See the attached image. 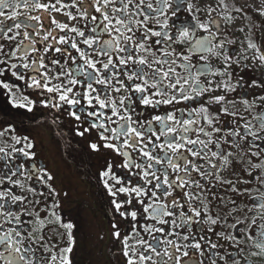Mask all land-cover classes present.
I'll use <instances>...</instances> for the list:
<instances>
[{"label": "flooded vegetation", "instance_id": "1", "mask_svg": "<svg viewBox=\"0 0 264 264\" xmlns=\"http://www.w3.org/2000/svg\"><path fill=\"white\" fill-rule=\"evenodd\" d=\"M17 3L20 7L15 10L0 9L4 17H19L16 21L0 17L4 21L0 27L5 28L0 33V195L9 197L0 201V212L4 214L0 216V222H4L0 233L4 239L15 241L12 248L20 249L15 256L24 257L13 264H62L65 258L70 264H129L130 260L161 264L154 248L157 240L167 241L157 245L161 251L172 252L178 247L174 254L187 253L180 264H264V250L257 247L258 235L264 232V128L259 124L264 118V60L260 59L264 57V4L255 8L247 2L245 10L235 0H132L130 8L136 12V24H142L148 35L129 33L136 44L128 47L135 53L143 42L144 51L138 58L145 59L151 68L168 72L169 88L164 89L168 97L186 99L181 91L185 85L191 95L208 90L187 103L146 108L132 91V86L143 84L139 66L130 63L124 68L117 60V56L124 59V53L101 57L95 47L88 48L82 42L96 38L84 17L101 18L92 0H84L83 4L77 0H38L39 5L49 7V13L34 11L35 0ZM52 4L56 10L50 7ZM65 12L69 15H63ZM33 16L39 18V24L27 19ZM53 20L85 36L61 32ZM29 24L34 27H27ZM152 32L160 35L151 36ZM113 35L119 33L113 31ZM60 39L68 40V44H58ZM100 39L111 37L105 34ZM200 42H204L203 48ZM80 53L85 59L79 58ZM109 59L118 69H110L112 79L103 72ZM155 60L169 61L170 66L157 65ZM89 61L96 65L98 79L116 91L106 97L105 85L76 75L78 68L92 73L87 67ZM150 71L145 70V79H149ZM131 75L138 78L130 85L127 76ZM89 87L95 89L92 97L98 96L105 108H100L96 99L88 105ZM121 89H127V95ZM153 91L150 89L146 97L167 99L154 97ZM63 96L68 100H62ZM218 99L223 103H214ZM120 100L125 103L120 104ZM108 101L115 103V112ZM116 112L121 117L131 116L129 130L134 128L145 138L119 135L125 120L119 119ZM173 115L178 123H170L169 127L177 136L180 128L191 124L195 131L187 133L188 139L207 142L209 156L227 158L223 171L217 173L210 167L212 163L222 165L223 160L190 159L189 163L199 169L190 177L182 161L178 173L147 161L143 152L154 159L162 158L164 153L158 147L152 149L166 143L161 126L149 122ZM93 124H104L109 131L93 128ZM149 126L161 137L159 141L155 135L145 134ZM249 128L254 136L246 135ZM205 131L207 137L202 135ZM149 140L153 143L148 144ZM126 143L129 147L122 148ZM169 153L174 162L176 156L186 155ZM164 171L169 184L187 179L184 190L178 183L167 189L158 187L165 179L161 174ZM144 172L149 176L144 177ZM141 192L144 195H139ZM11 198L17 202L12 203ZM21 200L23 203H19ZM117 204L122 205L119 211ZM154 205H164L171 213L159 218L163 224L148 219ZM193 212L201 215L194 217ZM13 216L19 220L7 223ZM184 220L193 221L190 230ZM210 220L217 223L210 225ZM69 224L70 235L66 228ZM117 232L119 239L115 238ZM191 244L201 247L196 251L189 247ZM69 246L73 250L65 257L64 250ZM0 252L5 257L13 256L6 245H0ZM141 256L143 261L139 260ZM0 264L6 261L0 260Z\"/></svg>", "mask_w": 264, "mask_h": 264}, {"label": "snow or ice", "instance_id": "2", "mask_svg": "<svg viewBox=\"0 0 264 264\" xmlns=\"http://www.w3.org/2000/svg\"><path fill=\"white\" fill-rule=\"evenodd\" d=\"M78 3L83 4L84 0H77ZM165 2H167V0H165ZM36 6L34 8V11H43L44 13H49V7H45V6H41L38 3V0H35ZM57 3H59V0H57ZM132 3V0H92V4L96 5L94 8V11L96 13L100 14V19L97 20L96 16H85L84 19L85 20H89V23L91 25V32L96 34V38L95 39H88V40H82L83 43L87 44L88 48H93L95 47L96 49V54L98 56L101 57H112L116 54L119 53H124L125 54V58L124 59H119V57L117 56V60L118 63L123 66L124 68H127L129 66V64H136L138 65V74H139V78L143 81V84L139 87L137 86H132V91L137 93V99H139L141 105L143 107H153L156 108L158 106L161 105H170L172 103L175 104H181V103H187L189 101L195 100L197 99L201 92H206L208 90L206 89H201L200 91H197L195 93V95H191L189 94L188 91H186L185 89H187V85H185L181 91L184 92V95L186 96V99H177L175 95L168 97L167 92L164 91V89L169 88V85L166 83V81L168 80V72L164 71H158L155 68H151V65L142 58H138L139 57V52H143L144 51V44L143 42H141L138 45V51L137 52H133V49L131 47H128V45L131 44H136V41L132 39V36L129 35V33L135 34L136 32H140L143 35H148L146 29H144V26L142 24H140L139 26H137L136 21H135V16H136V12L133 11L130 8V4ZM112 5H116L115 7H112ZM20 5L17 3V0H0V9H9L11 8L12 10H15L16 8H19ZM50 7L53 10H56V5L52 4L50 5ZM63 7V5H61V8ZM71 7L75 8L76 5L72 4ZM152 11H155V9H153ZM63 15L67 16L69 15L68 13H63ZM0 17H4V13L2 11H0ZM119 17V18H117ZM72 19H76V17H71ZM19 17L15 16V15H9L7 17H4V20H13L16 21L18 20ZM27 19L29 20H35L37 24H39V18L38 17H27ZM115 20V23H112V21ZM4 21L0 20V24H2ZM52 23L56 24V28L59 29V31L61 32H73L76 33L77 36L83 38L85 36L84 32H77L76 28H66L64 27L62 24L57 23L55 20L52 21ZM27 27H34V25L29 24L27 25ZM164 27H167V25H164ZM205 31H207V29H204ZM113 31L119 33V35H113ZM5 32V28L0 27V33ZM107 34L108 36L111 37V39L106 40V41H102L100 39V37H102L103 35ZM151 36H159L160 33H156V32H152L150 34ZM188 34L185 33V36H187ZM27 39V37H25ZM48 37H43V39H47ZM123 38V39H121ZM58 44H68V40L66 39H60L57 41ZM123 43L125 45V47H119V45ZM201 44V48H203L204 42H200ZM71 48H75L77 52H80V49L75 45V44H70L69 45ZM27 51V50H26ZM56 51H59V49H56ZM30 54V52H29ZM166 55L171 56L170 53H166ZM136 57L135 59L133 57ZM80 59H85L84 54L80 53ZM260 59L264 60V57H261ZM0 63H3V61H0ZM73 63H75V61H73ZM155 64L160 65V64H169V61H165V60H155L154 61ZM172 63H174V61H172ZM170 66V64H169ZM40 67H43V65H40ZM87 67L90 68L92 70V73H86L83 71V69H76V75L77 76H84L86 79H88L90 81V83H99L101 85H105V89H106V97L109 94L110 91H116V89H113L112 86L110 84H105L104 80L98 79L100 73L96 70V65L91 63L90 61L87 63ZM111 71H118L117 66L115 63H112L111 59H109L106 63V66L103 67V72L105 73H109L108 79H112V75H111ZM146 69H151V71L148 73L149 79H145V70ZM69 75H71V73H69ZM116 79H119V77H115ZM138 77L137 75H131V76H127V79L129 81V84L131 85V82L136 80ZM17 79H19V77H17ZM155 80V83H152L151 81ZM73 84L76 83L75 80L71 81ZM38 81L36 82V84H33V87H36L38 85ZM198 83V81H197ZM162 86V87H161ZM150 89H154L155 91H153V96L154 97H161V96H165L167 97L166 100H161V99H152L150 97H146V93L150 90ZM49 92H52L53 89L49 88L47 89ZM125 92V94L127 95V89H121ZM173 92H175V88L171 89ZM95 92L94 88H90L88 89L87 92V96L89 97L88 99V105L92 106V99H96L99 107L100 108H105L106 104L102 101L99 100V97H92V93ZM64 101L68 100V96H63L61 98ZM264 99V98H262ZM131 97H128V103L131 104ZM73 104L76 103V101H72ZM108 103L112 106L113 111L115 112V103L113 101H108ZM125 101L124 100H120V104H124ZM214 103L217 104H221L223 103L222 100L218 99L216 101H214ZM31 110V109H29ZM201 112H207V109H201ZM191 114V113H190ZM96 115H101V113H97ZM116 115L119 119H124L125 120V124H121L120 128L121 131L119 133V135H123V136H131L135 139H139V140H143L145 137L140 135L139 132H137L134 128L130 129V124L128 123L129 121H131L132 117L131 116H124L121 117L119 115L118 112H116ZM196 115H200V112H197ZM79 116H76L75 119L79 120ZM111 119V118H110ZM151 123H156L158 125L161 126V132L163 133V136L166 138V143L165 144H156L154 145L152 151H155L156 148L158 147L160 149L161 152L164 153V156L162 158H155L150 155L148 152H143L142 155L146 157L147 161H153L156 165H166L167 168H170L173 172H180L181 169L178 166V163L180 161L183 162L184 164V171L187 172V175L190 177L191 174L193 172H199V169L196 168L195 164H190L189 160H195L196 158H199L200 160H211V159H215V160H223V164L222 165H217L215 163H212L210 165L211 168L216 169L217 173H219L220 171L224 170V165H226L228 163L227 158L226 157H222V155H213V156H209L208 152H207V148H208V143L204 142V141H199V140H190L187 138V133L189 131H195V129H193L191 124H187L185 125L183 128L179 129L180 135L177 136V133L173 130H171V128L169 127V124H176L178 123L175 118L174 115L173 117H169L167 119L161 117V118H156L153 121H150L149 124ZM193 123H196V121H193ZM207 124L211 127V120L207 121ZM260 127L264 128V118H260L259 121ZM127 125V126H126ZM93 128L99 127L101 129H104V131H109V129L104 125V124H100V125H96L93 124L92 125ZM145 134L146 135H155L154 130L149 126L148 128H146L145 130ZM200 134V133H197ZM203 136L207 137L209 135V133L207 131L202 133ZM236 135H239V133H236ZM246 135H250V136H254L255 134H253L251 132V129L249 128ZM113 137L114 138H118L116 136L115 133H113ZM103 138V137H102ZM155 139L157 141H159L161 139V137L159 135H155ZM148 144H152L153 142L151 140L147 141ZM186 145H191L194 146L193 148H189L186 147ZM105 147H111L110 144H105ZM122 148H127L129 147V144L126 143L124 145L121 146ZM133 147H135V145H133ZM217 147H219V145H217ZM116 151L119 152L118 149H114ZM169 150L171 153H180V152H184L186 153V155H178L175 158V162L172 159V156L169 153ZM24 155L27 157V153H24ZM228 155H231V153H229ZM29 159L31 157H28ZM148 168H151L152 165L151 164H147ZM153 176H156V173L153 172L152 173ZM162 175H164L165 179L162 182L161 185H158V187H162V188H170L172 187L174 184L178 183V187L181 191L184 190L186 184H187V179H181L180 181H173V184H169L168 180H167V172L164 171L161 173ZM149 173L148 172H144V177H148ZM48 179H51V177H48ZM156 179H159V176H156ZM201 179H204V177H201ZM117 183H120V181H116ZM199 187V185H197ZM137 192H139V190H136ZM139 195H144V193H139ZM154 195V194H153ZM167 195H172L171 192H168ZM4 199H9V197H5L0 195V201H3ZM11 202L15 203L17 201H15V198H11ZM141 203H143V201H140ZM19 203H23V201H19ZM173 207H177L179 206L178 204H173ZM122 207V205L117 204L116 205V209L117 211H119V209ZM145 212H148L149 209L145 208L144 209ZM189 211H191V208H189ZM152 215L148 217V219H154L157 220L158 223L163 224L164 220L159 219L160 217H164L167 215H171V213H168L166 211V208L164 205H154L152 206L151 209ZM4 214L2 212H0V216H3ZM192 215L194 217H199L201 215L200 212H193ZM133 220L136 219L135 214L132 215L131 217ZM13 220H19L18 216H13L10 219H8L6 222L11 224ZM197 223H199V221H196ZM185 225L189 228H191V224L193 223L192 220H184ZM210 225H215L217 223L216 220H210L209 221ZM4 227V222H0V228ZM67 230L69 231V235L72 229V225H67L66 226ZM148 231H152L151 229H148ZM157 231H159V229H157ZM174 234V233H173ZM9 237L11 236V234H8ZM115 238L119 239V233L117 232L115 234ZM185 240L188 239L187 236L184 237ZM124 244H127V240L123 241ZM161 243H167V241H159L157 240L154 244V248H155V252L157 255H159L161 257V264H180L181 259H183L184 257H186L187 253H183V254H174L176 252H178V247L174 248L172 252H169L167 249H164L163 251H161L159 249V247H157V245L161 244ZM15 244V241H12L10 238L9 239H4L3 238V234L0 233V245H6L8 246V248L10 250L13 251V256L12 257H5L3 252H0V260H5L6 264H13L14 260H23L24 257L23 255H20L19 257L15 256V253L20 252L19 248H12V245ZM141 247H145L144 245H141ZM189 247H191L193 250L198 251L201 247L200 244H191L189 245ZM257 247H260L262 250H264V232L260 233L258 235V241H257ZM72 247L69 246L67 249L64 250L65 252V257H67L71 252H72ZM149 252H152L153 249H146ZM125 256H128L129 254L127 252L124 253ZM53 259H56L55 257ZM149 260H152V257L149 256L148 257ZM140 261L144 260V257L141 256L139 258ZM62 264H70V260L65 258L62 261ZM129 264H139L138 261H129ZM153 264H155V261H153Z\"/></svg>", "mask_w": 264, "mask_h": 264}, {"label": "rangeland", "instance_id": "3", "mask_svg": "<svg viewBox=\"0 0 264 264\" xmlns=\"http://www.w3.org/2000/svg\"><path fill=\"white\" fill-rule=\"evenodd\" d=\"M237 1L238 3H240V5L245 9L247 10V7L248 5L245 4L247 2H249L248 0L244 1V0H235ZM250 3L255 5V8L258 7L259 8V5H262L264 4V0H250ZM256 10V9H255Z\"/></svg>", "mask_w": 264, "mask_h": 264}, {"label": "bare ground", "instance_id": "4", "mask_svg": "<svg viewBox=\"0 0 264 264\" xmlns=\"http://www.w3.org/2000/svg\"><path fill=\"white\" fill-rule=\"evenodd\" d=\"M249 1V3H250V0H248ZM248 4V3H247Z\"/></svg>", "mask_w": 264, "mask_h": 264}]
</instances>
